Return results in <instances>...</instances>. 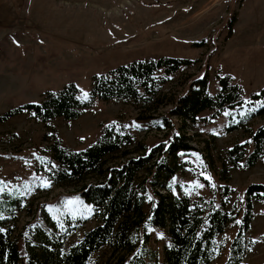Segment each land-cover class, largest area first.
I'll return each instance as SVG.
<instances>
[{
    "label": "rangeland",
    "instance_id": "rangeland-1",
    "mask_svg": "<svg viewBox=\"0 0 264 264\" xmlns=\"http://www.w3.org/2000/svg\"><path fill=\"white\" fill-rule=\"evenodd\" d=\"M160 56L197 59L168 77L162 89L167 95L186 92L197 76H207V92L215 94L218 74L242 85L245 96L257 91L264 86V0H0V116L69 82L79 87L82 100H88L94 74L134 59ZM170 108L169 104L158 105L155 99L96 100L76 120L56 117L41 122L22 111L0 122V191L24 199L23 208L8 222L23 264L26 239L41 247L32 234L37 228L47 230L50 238L58 237L66 251L98 223L93 206L78 195L79 185L60 186L48 180L49 163L56 166L48 146L58 139L69 149H82L111 123L123 125L134 142L147 146L146 151H134L132 156L167 145L186 131L193 148L171 159L177 172L170 179V193L192 199L203 196L218 205L229 191L225 209L232 221L218 238L223 248L209 264L224 263L243 210L244 190L250 183H264V117H254L228 132V123L241 119L245 108H228L214 118L206 110L183 130L178 117L170 116ZM162 118L171 121V126L158 127ZM258 140L262 152L255 165L232 166L228 149L244 143L247 154ZM163 155L159 152L156 158ZM121 161L118 153L108 163ZM147 171L142 169L139 179H149ZM92 179L87 177V181ZM148 189L146 213L156 200ZM45 216L55 222L51 231ZM146 231L148 248L157 254V262L146 261L162 264L167 232L151 226ZM246 238L242 264H264V205L260 202H253ZM121 254H114L106 245L91 255L89 264H101Z\"/></svg>",
    "mask_w": 264,
    "mask_h": 264
},
{
    "label": "trees",
    "instance_id": "trees-1",
    "mask_svg": "<svg viewBox=\"0 0 264 264\" xmlns=\"http://www.w3.org/2000/svg\"><path fill=\"white\" fill-rule=\"evenodd\" d=\"M196 62L197 59L174 56L134 59L94 74L88 100H82L79 87L69 82L59 90L43 92L36 102L5 112L0 116V122L22 111L32 113L41 122L56 117L76 120L96 100L109 102L122 98L136 101L155 99L158 105L169 104L170 116L178 117L183 130L190 123H196L206 110L211 111L214 118L228 108H245L241 119L228 123L225 128L228 132L242 128L254 117H264V86L245 96L243 86L228 75L216 76L218 90L215 94L207 92V76L193 78L187 91L180 95L162 93L171 74ZM170 126L171 121L166 118H162L158 125L162 129ZM185 132L176 135L167 145H157L147 153L135 156H132L134 151H146L147 146L134 142L132 134L118 123L104 125L97 138L82 149H69L55 139L48 146L51 160L56 162V166L49 163L50 168L46 171L48 180L60 186L79 185L76 191L93 206L92 215L98 223L84 231L66 251H62L58 237L50 238L47 230L37 228L32 234L41 247L26 239V264H89L91 255L106 245L114 254H122L101 264H151L146 259L157 262V254L148 248L147 226L163 228L167 232L162 264L212 262L223 248L218 238L232 221V215L225 209L229 191L223 193L224 200L218 205L203 196L192 199L187 194L170 193V179L177 172L171 159H175L180 151L193 148ZM127 146H133V149H126ZM244 147V143H237L228 149L232 166L251 168L260 159L261 141H254L247 154ZM159 152L164 155L158 160L156 154ZM118 153L122 161L109 164L111 157ZM142 169L148 170L149 179H139ZM89 176L93 177L91 181H87ZM148 186L156 200L146 213ZM23 200L22 196L0 191V264H23L18 240L8 226L14 213L23 208ZM253 202L264 205V183L253 182L246 186L243 210L223 264H242L244 260ZM48 218L44 217L51 231L50 227L56 226Z\"/></svg>",
    "mask_w": 264,
    "mask_h": 264
},
{
    "label": "snow or ice",
    "instance_id": "snow-or-ice-1",
    "mask_svg": "<svg viewBox=\"0 0 264 264\" xmlns=\"http://www.w3.org/2000/svg\"><path fill=\"white\" fill-rule=\"evenodd\" d=\"M87 94H85V96H86Z\"/></svg>",
    "mask_w": 264,
    "mask_h": 264
}]
</instances>
